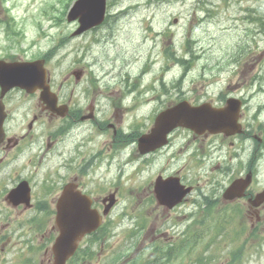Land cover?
I'll return each instance as SVG.
<instances>
[{
	"label": "rangeland",
	"instance_id": "obj_1",
	"mask_svg": "<svg viewBox=\"0 0 264 264\" xmlns=\"http://www.w3.org/2000/svg\"><path fill=\"white\" fill-rule=\"evenodd\" d=\"M68 2L0 0V20L4 22L0 26V57L13 54L27 59L35 58L57 46L58 49L54 56L49 58L48 63L55 85H58L75 68L77 60L82 58L83 65L90 69L89 75L100 79L98 86L94 85L96 80L93 79L86 88L93 92L98 91L97 107L105 108L108 114L124 110L130 103L136 102L135 95H126L122 100L116 98L127 89V86L118 82L120 79H126L129 83L137 77L143 78L144 83L156 81L157 88V83L161 81L168 83V89L172 88L170 83L174 85L173 94L161 96L158 92H146L143 97L150 96L153 99L149 106H141L129 113L120 111L126 126L132 120L138 119V116L147 117L155 108L175 101L178 93L180 96L202 101L209 96L216 98L227 88L237 90L238 93L248 96L247 122H252L254 112L264 103V32L258 28L260 25L248 19L249 15L256 14L253 12L255 8H264V0H109L110 13H116L119 18H110L108 24L98 29L95 34L89 32L76 37H72L70 33L76 28L77 22H69L66 14L63 15L72 0ZM122 7L127 10L123 14ZM12 17L13 26L22 33V37L8 35L6 22H10ZM64 36H68V40L59 44ZM165 44L171 45L179 57L183 55L192 59L185 73L182 64L174 59L167 60ZM123 46L127 53L120 55V48ZM235 56L240 57V62L230 64ZM229 82L233 84L227 86ZM69 89L70 87L67 91ZM76 97L81 100L83 94L77 90ZM38 101L36 95L21 97L19 93L15 94L18 112L28 110L27 107L35 106ZM33 110L35 108H32ZM259 117L264 119V110ZM78 132L80 139L86 140L88 144L93 140L101 142L105 135L100 131L96 135L92 127L86 124H83ZM89 138L93 140L89 141ZM138 171L139 167L135 171L131 170V173ZM104 173L108 177H94L100 185L106 184L110 187L112 181L116 183L120 178L128 188L131 183L137 186L145 178L141 176L147 172H139V177H131L130 181L129 177H116L119 172L117 164L114 163L109 169L101 164L97 174ZM5 205L7 204L0 201V208ZM28 217L29 215H25L23 219L16 221V214L14 218H4L0 215V222H8L6 237H11L5 251L1 250L0 244V264L20 263L17 257L21 246L18 244L28 237V234L23 232L28 226ZM114 217L116 222H122L116 224L109 240V243L115 244H111V247H115L116 252L123 247L119 244L127 243L131 225L122 213L121 205L115 209ZM243 222H246L248 227L239 229L234 225L225 226L220 231V242H200L192 252L189 264H201L202 261L198 259L207 255L220 257L206 264H233L234 257L230 254L235 250L241 253L236 264H264V226L262 230L254 232L250 230L252 222L256 226L254 220L244 215ZM255 226H252V229ZM240 230L241 233L235 239L234 235ZM26 232L30 233L29 230ZM144 234L145 232H142L138 238L140 243ZM218 234V230L211 233L215 238ZM205 237L209 241L210 237ZM108 250L110 251V248L105 247L101 252V262L105 261L109 254L105 253ZM38 259L39 264H52V261H47L42 255H38ZM180 263L179 259L174 264Z\"/></svg>",
	"mask_w": 264,
	"mask_h": 264
},
{
	"label": "flooded vegetation",
	"instance_id": "obj_2",
	"mask_svg": "<svg viewBox=\"0 0 264 264\" xmlns=\"http://www.w3.org/2000/svg\"><path fill=\"white\" fill-rule=\"evenodd\" d=\"M84 80L81 76L73 84L69 79L72 91L63 100L60 97L62 83L59 85V112L45 109L46 104L40 102L39 105L37 102L18 116L15 114V94L20 92L21 97L29 95L25 90L12 89L4 98L7 117L4 122V140L0 144V167L6 165L8 168L0 177L11 178L3 199L6 190L8 192L27 180L32 206L28 207L29 203L21 200V190L15 197L16 205L10 208L2 206L0 215L9 213L12 218L16 214V221L31 215L27 226L30 237L27 241L36 243L41 235L46 236L43 241L48 244L57 231L56 200L60 192L70 183L83 190L88 189L83 178L98 177L97 170L101 162L106 159L108 163L105 165L108 167L109 163L123 160L122 155L126 149L135 152L141 171L147 172L141 176L146 179L142 180L141 189L136 192L139 199L137 207L143 213L155 214L149 218L154 225H166L168 222L175 224L178 213L190 218L192 213L209 208L210 200L222 204L231 212L241 209L254 214L264 213V201L257 208L248 203L250 198L264 189V129L256 132L244 129L241 134L227 136L225 133L206 131L199 134L186 128H176L169 134L165 146L142 153L137 149L138 141L133 132H148L153 121L128 124L123 129L120 118L113 113L110 116L104 110L100 112L97 108V91L85 94L90 96L87 103L75 101L74 92L76 88L83 89L85 83L81 82ZM32 108L35 110L32 111ZM241 120L244 122V113ZM83 124L91 126L96 135L100 130H108L109 135L105 134L106 138L101 142L93 140L88 144L86 140L80 139L78 132ZM126 162L130 160L126 159ZM248 174H251L252 182L246 196L226 201L222 197L226 187L233 180ZM158 177L164 180L179 178L183 190L187 186L192 187V190L178 204L168 207V202L160 201L154 192ZM3 189L4 183L0 181V193ZM7 224L1 222L0 230L8 231ZM1 239H5V244L1 246L3 250L11 238L0 233ZM43 241L39 244H43ZM33 243L25 244L19 254L28 256L35 248ZM43 251L45 255L51 253L49 248Z\"/></svg>",
	"mask_w": 264,
	"mask_h": 264
},
{
	"label": "water",
	"instance_id": "obj_3",
	"mask_svg": "<svg viewBox=\"0 0 264 264\" xmlns=\"http://www.w3.org/2000/svg\"><path fill=\"white\" fill-rule=\"evenodd\" d=\"M105 6L106 0H78L69 13L70 20L78 17L80 19L81 27L76 33L102 22ZM44 79L45 70L42 68L41 61L6 62L0 60L1 96H4L5 92L14 86L27 88L29 91L41 87L43 88V93H46ZM232 110L229 107L211 108L207 103L200 106H192L187 101H182L174 107L162 111L157 117L156 127L153 129L152 134L142 136L141 142L146 144L147 150L155 148L163 143L166 134L172 128L179 125L191 127L198 131L209 128L235 132V128L238 127L237 114L235 111L232 112ZM2 114L3 107L0 105V118ZM1 124L2 120H0V126ZM67 196L68 193L63 196L59 205L58 224L61 226L62 233L57 243L59 248L66 250L56 255V264H64L66 258L72 254L77 246V240L86 231L93 228V221L82 220L80 224L76 221H73L72 224L66 223L65 212L68 208L66 207L65 199ZM84 212L85 208H83L82 214ZM71 225H76V227H71Z\"/></svg>",
	"mask_w": 264,
	"mask_h": 264
},
{
	"label": "trees",
	"instance_id": "obj_4",
	"mask_svg": "<svg viewBox=\"0 0 264 264\" xmlns=\"http://www.w3.org/2000/svg\"><path fill=\"white\" fill-rule=\"evenodd\" d=\"M260 20L262 22V27L264 28V17L262 19L260 18Z\"/></svg>",
	"mask_w": 264,
	"mask_h": 264
},
{
	"label": "bare ground",
	"instance_id": "obj_5",
	"mask_svg": "<svg viewBox=\"0 0 264 264\" xmlns=\"http://www.w3.org/2000/svg\"><path fill=\"white\" fill-rule=\"evenodd\" d=\"M130 36V35H129Z\"/></svg>",
	"mask_w": 264,
	"mask_h": 264
}]
</instances>
